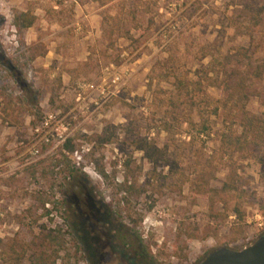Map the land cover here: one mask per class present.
Instances as JSON below:
<instances>
[{
    "label": "rangeland",
    "instance_id": "rangeland-1",
    "mask_svg": "<svg viewBox=\"0 0 264 264\" xmlns=\"http://www.w3.org/2000/svg\"><path fill=\"white\" fill-rule=\"evenodd\" d=\"M25 10L35 19L19 45L11 17ZM0 46L24 63L36 105L7 84L13 113L0 118L2 244L36 248L50 233L51 248L61 243L55 264H195L216 246L240 248L264 235V142L219 150L220 132L233 123L220 92L194 73L207 54L240 47L264 55V0H0ZM188 79L216 113L191 142L158 133L156 144L168 143L169 152L152 167L131 141L155 136L148 120L157 123L177 80ZM254 88L245 109L264 121V79ZM48 114L51 127L35 132ZM69 136L82 143L65 161L60 146ZM67 171L104 211L88 209L85 196L79 206L65 203ZM226 174L233 187L221 191ZM125 178L132 194L123 193ZM0 264H8L3 253Z\"/></svg>",
    "mask_w": 264,
    "mask_h": 264
},
{
    "label": "trees",
    "instance_id": "trees-1",
    "mask_svg": "<svg viewBox=\"0 0 264 264\" xmlns=\"http://www.w3.org/2000/svg\"><path fill=\"white\" fill-rule=\"evenodd\" d=\"M97 1V0H92ZM34 14L31 10L15 12L11 17V27L15 32L16 42L22 44V32L29 29L34 22ZM247 29V28H246ZM246 33H251L247 31ZM21 34V35H20ZM20 35V36H19ZM250 36V35H249ZM207 62L199 66L195 70L198 73L197 79H200V73L207 78L208 86L215 87L220 92V109L222 114L227 115L225 121L233 124L227 125L220 132L217 147L219 150L240 153L248 150L250 147H255L264 142V121L260 120L256 115L246 111L245 103L252 97L255 83H259L264 79V55L255 56L252 52L247 53L244 48L237 47L232 52L225 51L221 54H207ZM18 57L5 56L4 50L0 46V99L3 104L0 106V118L6 121L13 110H9L13 104L10 93L7 90V84L12 83L18 87L19 96L17 99L26 105L33 106L32 88L25 83V73H22L24 63H17ZM21 65V67L19 66ZM200 84L197 81L188 79L187 81L177 80L175 87L170 91L167 97V104L162 106L161 117H158L157 123L153 125L154 119L148 120V126L155 127V136H144L135 138L131 142L136 149L140 151L143 158L152 167H158L162 161H167L168 143L158 146L155 138L158 133L164 132L174 143L175 136L180 138L185 136L188 140L185 143L191 142L193 138H198L208 129L209 115H215L216 107L212 112H208L203 108V96L197 94L200 90ZM205 104V102H204ZM36 108V105L33 106ZM39 119V116L37 117ZM234 118V120H232ZM233 125V126H232ZM149 130V129H148ZM79 140L72 136L66 137L60 146V156L65 161H68L66 156L73 152L77 153L76 148L80 145ZM62 153V154H61ZM166 163V162H164ZM58 162H56L55 167ZM102 176L101 172H98ZM68 188L62 192L65 203L71 206L77 204L79 206L80 197L87 198L86 205L88 209L104 211L105 206L100 204L92 192H81V187H78L77 178L67 171ZM227 179V180H226ZM125 195L133 193V184L129 179L123 180ZM233 183L228 174L225 175V180L222 183L221 191L231 189ZM196 193H201V189L197 187ZM215 192V191H214ZM216 193V192H215ZM137 194V193H136ZM62 199V198H61ZM81 199V198H80ZM47 202L46 200L43 201ZM42 203V205H43ZM42 236L39 239V246L32 248L31 246L11 241L8 244L0 242V253H3L8 264H18L23 258L32 262V264H55L57 259V250L61 243L58 242L56 248H51V238ZM187 240L193 237L192 234H186ZM52 238L53 245L55 243ZM233 242V241H231ZM235 245V243H231ZM34 246V242H33ZM237 248V247H234ZM28 253V254H26Z\"/></svg>",
    "mask_w": 264,
    "mask_h": 264
},
{
    "label": "water",
    "instance_id": "water-1",
    "mask_svg": "<svg viewBox=\"0 0 264 264\" xmlns=\"http://www.w3.org/2000/svg\"><path fill=\"white\" fill-rule=\"evenodd\" d=\"M195 264H264V235L234 249L219 245L206 252Z\"/></svg>",
    "mask_w": 264,
    "mask_h": 264
},
{
    "label": "built area",
    "instance_id": "built-area-1",
    "mask_svg": "<svg viewBox=\"0 0 264 264\" xmlns=\"http://www.w3.org/2000/svg\"><path fill=\"white\" fill-rule=\"evenodd\" d=\"M51 118L52 116L50 114L46 115V117H44L43 120L39 123V126L34 128V131L38 133L39 128H50Z\"/></svg>",
    "mask_w": 264,
    "mask_h": 264
}]
</instances>
